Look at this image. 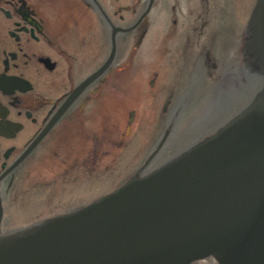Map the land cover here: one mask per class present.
Instances as JSON below:
<instances>
[{"label":"water","instance_id":"95a60500","mask_svg":"<svg viewBox=\"0 0 264 264\" xmlns=\"http://www.w3.org/2000/svg\"><path fill=\"white\" fill-rule=\"evenodd\" d=\"M167 146L165 164L1 239L0 264H264V0Z\"/></svg>","mask_w":264,"mask_h":264},{"label":"flooded vegetation","instance_id":"af4514ba","mask_svg":"<svg viewBox=\"0 0 264 264\" xmlns=\"http://www.w3.org/2000/svg\"><path fill=\"white\" fill-rule=\"evenodd\" d=\"M158 5V0H0V240L57 217L10 226L29 187L38 192L31 183L41 170L53 178L48 190L68 176L61 190L71 185L74 164L99 170L105 159L119 155L124 106L119 78L141 53L148 58L154 52L153 44L145 45L150 31L145 22ZM185 16L187 43L205 25L201 28L195 10L187 9ZM113 52L110 66L89 81ZM135 118L131 109L123 139L130 136ZM169 121H162L167 128ZM167 128L159 141L158 136L152 141L146 170L165 149ZM74 132L81 133V143L80 136L71 140ZM34 211H25L29 219ZM190 264L218 263L208 257Z\"/></svg>","mask_w":264,"mask_h":264},{"label":"rangeland","instance_id":"374dc122","mask_svg":"<svg viewBox=\"0 0 264 264\" xmlns=\"http://www.w3.org/2000/svg\"><path fill=\"white\" fill-rule=\"evenodd\" d=\"M158 1L157 10L145 22L150 30L145 45L149 48L153 44L154 52L148 58L146 53H141L143 57L125 71L122 70L119 78L118 102L124 105L120 111L122 143L119 155H115L113 159H105L104 166L99 170H85L74 164L76 166L72 171L71 185L61 190L59 185L64 184L68 176H61L56 189L48 190L46 185L53 178L41 170L40 176L33 177L31 183L38 192H33L29 187L16 207L11 227H21L33 221L73 211L115 191L132 178L151 153L152 141L156 136L159 141L167 128L162 122L164 117L170 120L167 128L170 131L168 141L225 73L236 56L257 2L186 0L181 6L177 5L176 0ZM187 9L200 14L199 23L201 28L203 24L205 28L201 32L198 30L185 43L187 28L184 24H187V19L185 22L184 17L186 18ZM191 17L195 18L194 15ZM166 31H169L167 35ZM163 35L167 38L164 39ZM169 100L170 107L163 111ZM125 108L127 110L123 111ZM131 109L136 111L135 123L130 136L123 139ZM79 136L81 143L80 132H74L71 140ZM167 151L166 144L160 156ZM27 209L35 210L34 219L28 218L25 212Z\"/></svg>","mask_w":264,"mask_h":264},{"label":"bare ground","instance_id":"6f19581e","mask_svg":"<svg viewBox=\"0 0 264 264\" xmlns=\"http://www.w3.org/2000/svg\"><path fill=\"white\" fill-rule=\"evenodd\" d=\"M171 159H172V157H171V154H170L169 149H168V151L165 152V154H163L158 160H156L154 162L153 167L150 168V170L156 169L157 167L165 164L166 162H168Z\"/></svg>","mask_w":264,"mask_h":264}]
</instances>
